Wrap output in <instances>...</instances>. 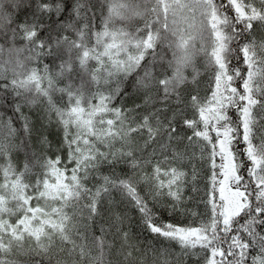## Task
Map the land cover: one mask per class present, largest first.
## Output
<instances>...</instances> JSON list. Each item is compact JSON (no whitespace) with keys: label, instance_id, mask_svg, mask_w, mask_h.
<instances>
[{"label":"snow or ice","instance_id":"obj_1","mask_svg":"<svg viewBox=\"0 0 264 264\" xmlns=\"http://www.w3.org/2000/svg\"><path fill=\"white\" fill-rule=\"evenodd\" d=\"M136 18L142 26H132ZM97 19L93 0H0V264H174L168 248L130 243L125 215L104 218L110 189L149 233L180 245L177 259L264 264V0H102ZM201 55L213 73L208 98L188 90ZM34 106L43 107L40 128L24 111ZM53 125L55 151L41 131ZM138 137L163 156L141 175L143 193L136 170L151 161L138 157ZM195 146L212 169L205 212L196 226L165 221L164 212H185L180 165L195 159ZM13 149L27 157L18 173ZM104 164L133 175L104 176L93 192L87 182ZM32 168L40 171L26 183Z\"/></svg>","mask_w":264,"mask_h":264},{"label":"trees","instance_id":"obj_2","mask_svg":"<svg viewBox=\"0 0 264 264\" xmlns=\"http://www.w3.org/2000/svg\"><path fill=\"white\" fill-rule=\"evenodd\" d=\"M93 2L96 4L97 8V23L99 24V9L100 4L102 0H93ZM259 6V5H257ZM108 4L104 5V13L107 15L108 13ZM23 14H21L22 18ZM143 21L140 18L134 19L131 24L134 27L142 26ZM117 26H121V22L117 20ZM257 38H260V33L257 34ZM198 46V42H197ZM170 55V54H169ZM4 59H7V56L4 57ZM45 63H51L50 61H44ZM2 64V62H0ZM205 64V58L203 55L198 56L196 58V67L200 70V75L197 77V82L190 83L188 85V90L191 91L193 94H199L201 98H208L211 95L210 91V80L213 76V73L210 70H205L204 67ZM36 64H29L27 65L28 68L35 67ZM92 66H95V62H92ZM42 67V64L40 65ZM240 67L244 69L246 72L247 69L244 67L241 63ZM0 71H3V68L0 67ZM19 71V69H18ZM55 71V69H53ZM186 75H188L189 80H191L192 76V69L189 68L186 70ZM7 75L9 78H12L11 69H8ZM55 100L57 104L61 107H63L67 101V97H64L63 100H61L59 94L57 93L55 96ZM119 101H117V104ZM126 106L131 107L132 102L127 101ZM160 105H157L159 107ZM86 107V105H85ZM25 113L29 115V117L36 121L37 128H40V117L39 114L43 111L42 106H34L32 108H25ZM10 114V113H9ZM229 115L232 117L233 121L238 122L239 121V113L235 108L229 109ZM112 118L111 116H106L105 119ZM187 118L191 119L193 118V113L191 109H189ZM16 127H19L17 124ZM42 132L48 131L51 132V135H49V140L52 143V149L53 151L57 148V129L55 125H53L50 129H41ZM187 135H191V131L187 130ZM213 136H215V133H212ZM138 139V150L137 155L142 160H150V163L145 164L144 169L141 171L140 169L136 170V178L140 180V183L138 185V188L143 193L147 190L148 184L140 179L141 175L148 174L150 175L153 170V166L156 164L157 161H162L163 156L160 154V150L158 147V144H151L147 147L144 146V138H137ZM258 139L254 141V143H258ZM187 141H185V144ZM205 142L201 141V144H204ZM119 147V145H117ZM181 149L184 148V144L180 145ZM240 149L243 150L245 147L242 137H241V143L239 145ZM155 150V151H154ZM195 152V159H193L191 162H189L187 159H185L180 167L181 170L185 171L187 173V183L184 186V196H185V202L182 205V207L185 209V212H177L174 216H169L167 212L162 213V219L165 221H171L175 224L180 225H189L192 224V226H196L200 222L199 214L205 212V206L203 201L207 200V191L211 187L210 184V177L212 174V169L210 167V164L207 162V152H205V160L200 159L201 154V147L195 146L193 148H189V154L192 152ZM211 151V146H208V152ZM50 154V153H49ZM63 157L66 160L67 159V153H63ZM26 155L23 151H17L13 149L11 153V162L13 166L16 168L17 173L19 171L23 170V166L26 162ZM217 164L220 163L219 157H217L216 160ZM0 163H6V161H0ZM176 166V165H173ZM193 166H195L196 169V178L193 180ZM72 165H69V168H71ZM40 171L38 168H32L28 174L24 176V181L27 183L31 181L32 183H35L36 180V174ZM133 175V169L130 167L124 165V164H117L115 166H109L107 164L102 165L97 172H93L91 176L89 177V180L87 182V186L92 189L93 192H95L96 187L103 184V177L108 176L112 179H119L124 178L125 176ZM0 183H3V177L2 174H0ZM195 187L198 189V191L193 192L192 189ZM102 200V209L101 211L104 213V218H107L109 214H122L126 216L125 222H124V228L126 231L130 233L131 240L130 243L136 245L138 248H144L148 246L149 244L152 245L153 248L160 249V248H168L172 251L173 255V261L174 264H203V260L199 259L196 254L187 255L180 257L177 259L179 254L182 252V249L180 245L175 241H168L165 240L163 237H158L154 234H151L147 231V229L144 227V225L141 223L140 220V214L133 208V206L125 200L119 189H110L109 193L102 194L101 197ZM88 201H82V203H87ZM170 203L169 201H166ZM41 204H43V201H41ZM33 205H35V201H33ZM71 211V209H69ZM192 213H197L198 215L193 216ZM7 219L8 217L5 216ZM17 217H12L11 222L15 223V219ZM101 217H97V221L99 222ZM98 234V233H97ZM117 246H119V242L117 243ZM196 252H199V249L196 250ZM115 259V256L113 257ZM20 260L26 259L25 256H20Z\"/></svg>","mask_w":264,"mask_h":264}]
</instances>
